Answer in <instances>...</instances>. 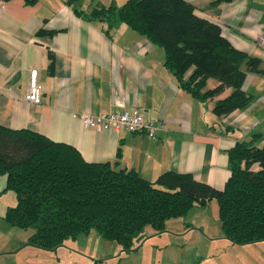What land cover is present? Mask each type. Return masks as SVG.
<instances>
[{"label": "crops", "instance_id": "crops-1", "mask_svg": "<svg viewBox=\"0 0 264 264\" xmlns=\"http://www.w3.org/2000/svg\"><path fill=\"white\" fill-rule=\"evenodd\" d=\"M114 1L120 5L125 0ZM189 1L198 16L219 25L233 47L260 59L262 69L246 71L242 79L240 87L251 95L244 107L216 115L214 100L229 88L206 99L193 96L165 64L164 48L158 49L162 46L124 22L115 24L109 36L105 22L82 18L66 0H0V124L36 130L74 145L86 160H109L117 167L134 168L150 180L172 169L189 171L196 179L221 188L229 174L226 149L236 139L257 133L254 142H258L264 134V0ZM31 67L37 68L42 84L38 103L25 97ZM215 83L210 77L207 87ZM117 93L129 109L155 121V136L84 124L82 113L115 108ZM210 202L167 219L161 231L153 227L147 231L145 226L136 249L125 250L115 243L98 246L92 253L88 248L100 240L93 231L68 238L75 241L63 246L66 239L54 250L27 243L29 234L20 238L11 234L1 239L0 260L3 264H98L110 248L109 255L115 257L111 264H181L180 244L167 242V234H173L174 241L191 242L186 264H264L263 245H258L264 239L238 244L224 237L217 208L209 207ZM7 238L14 243H5ZM82 238L85 247L79 243Z\"/></svg>", "mask_w": 264, "mask_h": 264}, {"label": "trees", "instance_id": "trees-1", "mask_svg": "<svg viewBox=\"0 0 264 264\" xmlns=\"http://www.w3.org/2000/svg\"><path fill=\"white\" fill-rule=\"evenodd\" d=\"M66 2L82 18L105 22L109 36L115 24L124 22L162 46L165 64L193 96L206 99L228 87L227 94L214 100L216 115L250 101L240 85L246 71L262 69L260 59L233 47L219 25L198 16L189 0ZM210 77L216 83L207 87ZM258 135L236 139L226 149L229 174L215 188L189 171L168 169L150 180L109 160H86L74 145L36 130L0 124L3 189L16 196L4 217L12 225L33 228L26 242L44 249L93 231L131 250L140 245L147 224L161 231L167 219L215 198L224 237L238 244L263 240L264 134L254 142Z\"/></svg>", "mask_w": 264, "mask_h": 264}, {"label": "built area", "instance_id": "built-area-1", "mask_svg": "<svg viewBox=\"0 0 264 264\" xmlns=\"http://www.w3.org/2000/svg\"><path fill=\"white\" fill-rule=\"evenodd\" d=\"M41 92L42 84L37 77V68L31 67L29 69V85L25 97L30 102L38 103L41 101ZM113 102L115 108L109 111L98 114L82 113L84 124L96 128H125L129 131L144 132L149 136H155L157 124L153 119L145 118L142 112L137 109H129L125 104L124 98L118 93L114 95Z\"/></svg>", "mask_w": 264, "mask_h": 264}, {"label": "rangeland", "instance_id": "rangeland-1", "mask_svg": "<svg viewBox=\"0 0 264 264\" xmlns=\"http://www.w3.org/2000/svg\"><path fill=\"white\" fill-rule=\"evenodd\" d=\"M161 48H163V47H158V49H161ZM5 178L6 177L4 175H0V242H1V239L3 237H5V235H11L12 234L14 238H17V237L20 238L21 236L26 235V234H30L33 231V228H30V227L29 228H22V227H19V226H16V225H12L11 223H9L5 219L4 214H5L7 206L8 205H13L16 202L15 192L12 189H3L4 186H5V182H6ZM211 199H212V202H210L208 204V206L211 207V208H217L216 207L215 198H211ZM213 214H214V210L212 211V214L210 215L211 219L214 217ZM215 215H217V212H215ZM177 217H181V216H177ZM172 218H174V217H172ZM149 227H152V226L150 224H147L146 225V230L147 231H149ZM166 237H167V240H168V241L166 240L168 242V245H170V243H172V242H173V245L180 244V245H178L179 248L177 249V251L178 252L182 251L183 260H182L181 264H186V262L184 260V256L187 254L188 250L190 249L191 242L184 243V241H182L183 239H178V240L174 241L173 240V234H172V236L170 234H167ZM99 239L100 240L97 242L95 247L88 248V249L91 250L92 253H94V251L96 252V247H98V246H102V247L104 246L105 248H107V247H111V245H114L115 243H117V242L112 241V240H106V239L102 238L101 236H99ZM76 240L78 241L80 239H76ZM14 241L15 240H13L11 238H7L5 240V243H7L8 245L9 244L11 245V244L14 243ZM72 241H75V240H70V239L67 238V242L63 246H69L70 242H72ZM79 243H81V245L84 246V247L87 245V244H84L85 243L84 238H82V240H80ZM103 243H104V245H103ZM117 245L119 246L118 243H117ZM258 245L259 246L263 245L262 246L263 248H261V249L264 250V244L260 243ZM76 247L77 248H75L74 246H71V248L75 252L78 251V252L81 253L82 252L81 251L82 248H80L78 246H76ZM38 248H41V247H38ZM108 250H110V248H108ZM108 250L105 253V256L103 257V259L101 261H99L98 264H111L110 262H113L115 260L114 256L109 255L110 251H108ZM123 253H125V251H123ZM166 253L169 254V255H172V253H170V250H167ZM249 254L252 256L251 253H249ZM262 255L264 257V251H263ZM117 258H118V256H117ZM178 260L180 261V258H178ZM253 260L257 261L255 259H253ZM262 260L264 261V259H262ZM85 262L86 261H84V262L80 261V263H84V264H85ZM0 264H3V262L1 260H0Z\"/></svg>", "mask_w": 264, "mask_h": 264}]
</instances>
